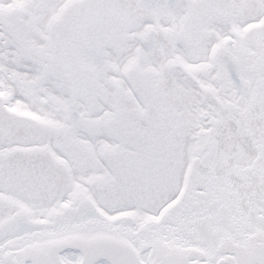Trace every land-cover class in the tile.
<instances>
[{"label": "snow or ice", "instance_id": "obj_1", "mask_svg": "<svg viewBox=\"0 0 264 264\" xmlns=\"http://www.w3.org/2000/svg\"><path fill=\"white\" fill-rule=\"evenodd\" d=\"M0 264H264V0H0Z\"/></svg>", "mask_w": 264, "mask_h": 264}]
</instances>
